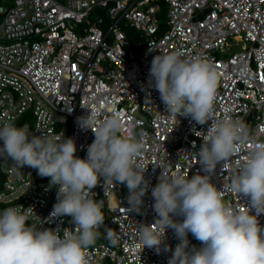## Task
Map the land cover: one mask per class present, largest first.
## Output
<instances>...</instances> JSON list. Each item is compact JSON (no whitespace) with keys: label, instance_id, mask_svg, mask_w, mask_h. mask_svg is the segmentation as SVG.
I'll return each instance as SVG.
<instances>
[{"label":"built area","instance_id":"built-area-1","mask_svg":"<svg viewBox=\"0 0 264 264\" xmlns=\"http://www.w3.org/2000/svg\"><path fill=\"white\" fill-rule=\"evenodd\" d=\"M161 13L167 17L162 33ZM0 17V123L13 121L36 135L74 138L75 155L82 159L94 134L82 130L77 118L88 109L101 117L118 112L124 133L131 127L143 138L138 163L148 167L150 184L141 212H127L124 184L104 185L101 178L89 193L102 201L105 216L99 238L87 249L90 264H168L172 252L157 254L137 238L138 223L150 225L156 216L151 188L162 169L154 165H162L168 175H203L196 159L201 140L195 133L206 132L208 124L182 116L177 123L166 114L149 83L151 62L173 51L209 62L217 73L214 118L240 120L257 142H264V55H258L264 49V0H14ZM123 20L137 31V45L119 26ZM249 150L242 146L217 165L212 177L234 209L247 200L227 186ZM20 171L0 156V211L23 205L31 225L74 228L68 217H50L57 188L49 187V178L29 166ZM258 220L264 227V214ZM107 229L116 244L107 238ZM188 239L200 246L191 233ZM165 243L173 250L179 243L172 230Z\"/></svg>","mask_w":264,"mask_h":264},{"label":"clouds","instance_id":"clouds-1","mask_svg":"<svg viewBox=\"0 0 264 264\" xmlns=\"http://www.w3.org/2000/svg\"><path fill=\"white\" fill-rule=\"evenodd\" d=\"M149 50L155 51L151 45ZM258 55H264V49ZM149 83L177 123L182 116L208 128L195 133L201 140L196 159L203 175H168L162 165H154L162 169L151 188L156 216L150 225L138 223L139 242L157 254L172 252L168 264H264V227L258 220L264 214V142H257L240 120L214 118L217 73L200 57L185 58L178 51L156 55ZM77 123L94 134L83 159L75 155L74 138L36 135L13 121L0 123V156L10 160L18 174L29 166L48 177L49 187L57 188L50 217H68L74 225L62 231L38 227L29 224L23 205L5 208L0 211V264H90L87 249L99 238L105 216L102 201L89 193L101 178L104 185H126L127 212H141L150 184L145 178L148 167L138 163L143 138L131 127L124 133L118 112L101 117L88 109ZM246 145L250 150L227 190L247 204L234 209L212 177L218 164L224 165ZM168 230L179 241L174 250L165 243ZM189 233L199 247L190 245ZM106 236L117 243L111 229Z\"/></svg>","mask_w":264,"mask_h":264},{"label":"rangeland","instance_id":"rangeland-1","mask_svg":"<svg viewBox=\"0 0 264 264\" xmlns=\"http://www.w3.org/2000/svg\"><path fill=\"white\" fill-rule=\"evenodd\" d=\"M13 0H2V6L1 7H5V8H8L10 6V3H12ZM96 16L98 17V12H95L94 15H93V19L96 18ZM2 21V17H0V23ZM159 23L162 27V30H161V33L162 31L164 32L167 27H166V21H167V17H166V14L165 13H161L159 15ZM119 26L125 30L127 33L129 32L131 36H135L137 35V31L135 29H133L132 27L130 26H126V21L123 20L120 22Z\"/></svg>","mask_w":264,"mask_h":264},{"label":"trees","instance_id":"trees-1","mask_svg":"<svg viewBox=\"0 0 264 264\" xmlns=\"http://www.w3.org/2000/svg\"><path fill=\"white\" fill-rule=\"evenodd\" d=\"M13 1H12V3H13ZM2 3H3L2 0H0V11H1V9L5 8V7H1L2 6ZM12 3H10V6L12 5ZM128 38H129V40L131 42V45H137L138 40L136 38V35L135 36H131L130 33L128 32Z\"/></svg>","mask_w":264,"mask_h":264}]
</instances>
